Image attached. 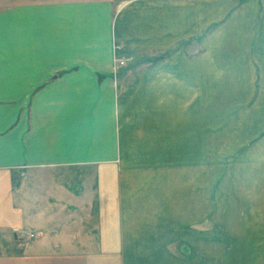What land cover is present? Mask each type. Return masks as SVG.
<instances>
[{
  "label": "crops",
  "instance_id": "0c3cea01",
  "mask_svg": "<svg viewBox=\"0 0 264 264\" xmlns=\"http://www.w3.org/2000/svg\"><path fill=\"white\" fill-rule=\"evenodd\" d=\"M126 3L115 11L113 31L117 39L124 40L133 50L165 47L163 51L167 53L175 37L203 41L211 26L217 27L204 40L206 53L201 52L199 60L189 61L183 50L176 58L166 60L168 65L179 61L177 65L181 69L176 76L181 88L172 85L165 95L170 98L164 103L166 111L179 112L175 126L173 114L165 121L163 129L169 135L166 134L165 145L179 142L185 161L197 163L192 166L197 169L198 197L199 179L202 187L204 176L202 173L199 177L197 165L199 159L204 161L206 127L205 91L200 86L205 81L225 80L227 73L220 68L222 58L231 59L226 64L232 66L228 81L235 82L236 87L213 97L218 99L219 118L227 116L233 120L229 109H233L239 98L247 94L248 99L252 97V87L260 80L255 75L260 73L264 85V3L262 0L195 3L183 0L175 24L173 6L167 2L129 0ZM110 10L112 13L113 8L106 6L102 16H110ZM223 34L233 36L239 44L229 54L221 48ZM252 37L257 40L253 41ZM108 59L111 65L112 57ZM103 64L105 68L96 71L81 63L79 67L91 71L84 76L91 82L90 90L83 97L69 93L71 97L66 102L56 103L62 94L60 87L65 86L56 70L66 66L57 60L48 74L35 84L26 85L13 97L8 109L0 110V120L5 119L0 121V264H110L113 258L117 259L116 264H204L207 249L201 229L204 219L197 216L182 219L177 225L185 234L174 237L172 232L145 233L142 226H159L162 221L147 222L132 216L136 207L135 190L127 186L125 171L119 168L132 155L134 125L128 123L130 118L135 117L137 108L151 101L148 98L152 97L151 103H156L155 95L141 88L142 83L152 81L155 73L114 76L104 61ZM76 65H72L74 70ZM125 77H132L130 81L138 83L136 90L126 91L120 85H113V81L119 84ZM79 80L81 76L76 75L66 81L75 86ZM190 82L196 86L190 89ZM123 94L126 95L121 98ZM173 98L179 99V110L170 106ZM83 99L84 119L79 123L74 116ZM259 100L257 106H248V140L254 124L263 119L264 94ZM156 108L163 105L159 103ZM112 162L117 164L108 170ZM78 166L84 169L75 171ZM15 167L19 170L12 175ZM49 167L53 168L51 172L43 170ZM42 172L56 177L57 183L53 180L46 188L29 180L30 173L39 178ZM39 194L44 195L42 200ZM49 195H53V201ZM243 236V252L248 256V233ZM244 262L247 264L248 258Z\"/></svg>",
  "mask_w": 264,
  "mask_h": 264
},
{
  "label": "rangeland",
  "instance_id": "374dc122",
  "mask_svg": "<svg viewBox=\"0 0 264 264\" xmlns=\"http://www.w3.org/2000/svg\"><path fill=\"white\" fill-rule=\"evenodd\" d=\"M127 1L129 0H0V110L8 109L13 97L26 85L35 84L44 74H48L53 67L51 64L57 60L66 63V66L56 70L57 74H61L60 83L65 82V86L60 87L62 94L56 103H61V100L66 102L71 97L69 93L83 97L90 90L91 82L84 76L91 71L79 67L81 63L88 64L92 70L102 71L105 68L104 61L114 76L136 73L149 76L155 73L152 81L142 83L141 88L142 91L154 94L156 103H151L152 97L148 98L151 101H147L145 107L137 108L135 117L130 118L128 123L130 126L134 125V140L130 148L132 155L127 156L125 165L119 168L125 171L127 186L135 190L136 207L132 216L147 222L159 219L162 221L161 225H144L142 229L151 234L164 235L172 232L174 237L185 234L177 223L197 216L205 221L201 227L206 236L204 244L207 248L204 264H243L246 258L247 264H264V115L262 120L257 118L260 121L254 124L251 138L247 139L248 106H257L264 94L260 73L255 75V79L259 77L260 80L252 87V97L248 99L247 94L239 98L233 109H229L233 120L227 116L219 118L220 115L216 112L218 99L213 97L223 90L233 91V86L236 87L235 82L228 81L232 66L226 64L231 63V59L222 58L220 68L227 73L225 80L205 81L200 86L205 91L206 111L203 115L206 127L204 161L199 159L197 165L199 177L203 173L204 180L200 187L199 179L197 197V169L192 166L197 163L185 161L179 142L172 141V145H165L168 131L163 128L166 119L173 114V125L179 121L175 120L179 112L169 114L166 111L164 103L170 98L165 95L171 91L172 85L181 88L177 82L179 76H176L181 69L177 65L179 61L168 65L166 60L176 58L182 50L188 54L189 61L199 60L201 52L203 55L206 53L203 51L204 40L209 39L211 32L217 27L215 24L211 26V31L206 33L203 41L193 42L175 37L167 53L163 51L165 47L133 50L124 40H118L113 31L116 27L115 11L119 5L125 6ZM137 1L167 2L168 6L171 4L175 24L179 19L177 13L179 15L180 2L183 0ZM188 1L195 3L199 0ZM106 6L113 8L112 13L111 10L107 11L111 13L107 18L102 16ZM256 40L253 38V41ZM237 45L239 44L233 36L230 38L228 34L222 35L221 48L225 54L236 49ZM201 46L202 49H199ZM109 57H112L111 65L108 64ZM73 64H77L76 70ZM164 74H172V77L165 78ZM76 75H80L82 80L75 82V86L66 81L69 76ZM130 80L132 77H125L121 80L122 83L113 81V85H120L119 88L126 91L136 90L138 83ZM195 86L196 83H189L190 89ZM125 95H121V98ZM178 100L173 98L170 105L174 110L180 108ZM82 101L74 116L79 123L84 119L82 107L85 99ZM159 103L163 108H156ZM175 137L173 136L174 139ZM116 164L110 163L108 170H113ZM81 168L84 169L78 166L75 171ZM18 170L19 167H15L11 174L15 175ZM43 170L51 172L53 168ZM49 172L40 173L42 176L39 178L30 173L29 180L47 188L53 180L54 184L58 181ZM43 196L39 194L40 200ZM48 197L53 201V195ZM61 202H64L63 199ZM76 228L79 229V225ZM246 233L248 256L243 252V235ZM214 244L216 248L212 250ZM177 248L179 249V245ZM111 260L110 264H116V258Z\"/></svg>",
  "mask_w": 264,
  "mask_h": 264
},
{
  "label": "built area",
  "instance_id": "2783aa9c",
  "mask_svg": "<svg viewBox=\"0 0 264 264\" xmlns=\"http://www.w3.org/2000/svg\"><path fill=\"white\" fill-rule=\"evenodd\" d=\"M31 238L33 237V236H30Z\"/></svg>",
  "mask_w": 264,
  "mask_h": 264
}]
</instances>
